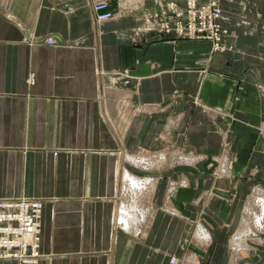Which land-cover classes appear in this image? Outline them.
<instances>
[{
    "label": "crops",
    "instance_id": "1",
    "mask_svg": "<svg viewBox=\"0 0 264 264\" xmlns=\"http://www.w3.org/2000/svg\"><path fill=\"white\" fill-rule=\"evenodd\" d=\"M92 1L0 0V199L43 202L36 264H264V0H216L223 51L135 35L183 0H108L97 28ZM147 192L138 232L113 225Z\"/></svg>",
    "mask_w": 264,
    "mask_h": 264
},
{
    "label": "built area",
    "instance_id": "2",
    "mask_svg": "<svg viewBox=\"0 0 264 264\" xmlns=\"http://www.w3.org/2000/svg\"><path fill=\"white\" fill-rule=\"evenodd\" d=\"M187 4V12L175 10L162 14L165 19L159 24L160 33L174 32L178 37H188L191 40L204 38V34L207 35V40L215 36L221 40L222 35H227V30L218 23L221 22V13L218 9L205 6L204 12L198 16L196 10L199 9V3L196 0H188ZM91 6L94 14L92 20L94 27L95 23L100 24L112 18L113 13L107 0H94ZM185 20L189 22L187 27L184 26ZM45 43L52 44V41L47 38ZM42 208L43 203L37 199L25 201L22 198H10L0 201V231L9 229L18 231L22 220L26 221L28 226L36 224L38 231L37 239L34 240L33 244L27 242L18 245L16 244L18 238L14 234L7 236L0 232V260H15L19 264L37 263L40 258V231L38 228L41 224Z\"/></svg>",
    "mask_w": 264,
    "mask_h": 264
},
{
    "label": "rangeland",
    "instance_id": "3",
    "mask_svg": "<svg viewBox=\"0 0 264 264\" xmlns=\"http://www.w3.org/2000/svg\"><path fill=\"white\" fill-rule=\"evenodd\" d=\"M187 1L188 0H183L182 7H177V6L173 5L172 9H168L169 11L168 10H161L160 12H157V13L153 12L151 14H146L144 16V20L137 27L134 28L135 29V31H134L135 35L138 36V38L139 37H142L143 38L142 39L143 42H147L150 39H155V40L174 39V40H185V41H197V40H200V41H204V42H209L211 44V48H214L213 50H215V51H223L224 50V39L226 38V36H223V35L220 37L221 40L218 38V36L209 38L210 40H213L214 41L213 42V41H210L209 39L207 40V38H206L207 35L206 34L203 35L204 38L197 39V40H191V39H188V37H186V38H184V37H178V36L175 35L174 32H171V33H168V34L160 33V31H159L160 30L159 29V24L161 23V21L163 19H165L164 17H162V14L163 13L167 14V12H170V11L173 12L175 10H182L183 12H187L188 11ZM196 1L199 3V9L196 10L197 13H198L197 14L198 16H200L204 12L203 9H205L207 6H212V7L216 8V9H218L220 11L221 15H222V10H221V8H220V6H219V4H218V2L216 0H196ZM91 5H92V3H91ZM109 8H110V4H109ZM110 10H111V8H110ZM111 12H112V10H111ZM92 13H93V10H92ZM112 18H113V16H112ZM188 23L189 22L185 20L184 21V26L187 27L188 26ZM218 23L222 26V23L221 22H218ZM95 24H96L95 25L96 28H97V26L99 27V24L98 23H95ZM150 27H152V28H150ZM54 43H55V40H53V43L52 44H54ZM216 49H218V50H216ZM178 153H179V151L177 152V149H175V148H169L168 151H167V155L169 157H171L172 155H174L175 156L174 157L175 160H177L178 158H180V156H177ZM221 154L217 155V157L223 156V150H221ZM227 155H229V154H227ZM173 166H170V167H173ZM219 173L221 174L222 172H219ZM180 183H181V181H179V180L177 181V180H169V179H167V181H166V189H167V196L168 197L170 195H172L173 192H175L176 188H178L179 186H181ZM171 187H174L173 190H170ZM256 190L261 191L262 189H256ZM148 195H149V193L147 192L146 193V196H144V199H142L143 200V203H141V204H138V203H140V200L141 199L140 198L138 199V195H137V197L134 200V202H131V204H133V205H134V203L136 204L134 206L133 205L131 206V204H130V201L132 199L130 197L125 196V200L126 201L124 203V206L126 208H129V210L131 211V215L135 213L134 216L137 217V218H139V220H140L138 222L139 224L137 223V224L132 225V226L136 227L135 230L133 229L134 227L131 228L134 231H137L138 232L139 231V228H140V225L143 224L144 222H146V220L148 219L149 209H148V207L146 205L145 206L143 205L144 202H145V200H147V196ZM253 198H255V196H252V197L250 196V200H253ZM13 199H16V198H13ZM22 199H23V197H22ZM232 199H234V196H231V198H228L227 203L228 202H231ZM1 200L2 199H0V201ZM26 200H30V198H27L26 197ZM258 200L260 201L261 205L263 206L264 205V197L263 198H259ZM134 208H135V210H134ZM255 208H257L256 211L258 213H260L259 212L260 211L259 210V207L256 206ZM262 216H263V224L260 227L256 228L254 230V233H252L250 235H252L253 237L256 236V237L260 238V240L264 241V215H262ZM142 218H143V220H141ZM38 230L40 231V234H41V224H40ZM27 242H30L31 243V241H25L23 243H27ZM245 248H248V247H245ZM170 262H171V264H178V260L175 257H171L170 258Z\"/></svg>",
    "mask_w": 264,
    "mask_h": 264
},
{
    "label": "bare ground",
    "instance_id": "4",
    "mask_svg": "<svg viewBox=\"0 0 264 264\" xmlns=\"http://www.w3.org/2000/svg\"><path fill=\"white\" fill-rule=\"evenodd\" d=\"M102 23V22H101ZM100 23V24H101ZM48 39H50L51 41H52V43H53V39L52 38H48ZM45 43V42H44ZM141 154V153H140ZM139 154V155H140ZM138 155V154H137ZM157 156V155H156ZM162 156V155H161ZM187 156V155H186ZM151 158L153 157V156H150ZM159 157V156H158ZM183 157V156H182ZM161 158V157H160ZM163 158V157H162ZM186 158V157H185ZM147 159H149V158H147ZM146 157H144L143 155H140V156H130V155H128V154H125V160L126 161H132L133 162V164L135 163V165L136 166H141V167H145L146 166V164H144V163H148L146 160ZM158 159V158H157ZM188 159H190V157L188 158ZM195 159V157L192 159L191 158V160H190V162L191 161H193ZM151 161V160H150ZM156 161V160H155ZM162 161H163V159H162ZM153 162V161H152ZM168 162V161H167ZM159 163H162L160 160H159ZM170 164V163H169ZM148 165H149V163H148ZM152 165H153V163H151V167H152ZM159 165V164H158ZM164 165V164H163ZM148 167V166H147ZM151 167L149 168V169H151ZM155 167V166H154ZM156 167H158V166H156ZM152 169H153V167H152ZM146 171V170H145ZM116 174L118 175V176H120V181L121 182H123V181H126V180H129V183H128V188L130 189V190H132V193L133 192H135V194L137 193V191L139 190L140 191V189H144L143 188V185H146V180H148V179H146L145 181H141V180H139L138 178H136V176H134V177H132V175L133 174H129V172L127 171V170H125V169H123V168H121L120 167V165L117 167V171H116ZM120 174V175H119ZM142 182V183H141ZM126 185V184H125ZM153 187H154V185H153ZM153 189V188H152ZM143 191V190H142ZM142 191H140V192H142ZM126 193V192H125ZM122 194H123V192H122ZM130 194V193H129ZM140 194V193H139ZM141 195V194H140ZM130 196H131V194H130ZM134 196V195H133ZM137 196V195H136ZM142 196V195H141ZM135 197V196H134ZM7 199H10V198H7ZM23 200H25L26 201V197H23ZM133 200V199H132ZM134 200H135V198H134ZM142 201V200H141ZM140 201V202H141ZM131 202L132 201H130V204H131ZM137 202V201H136ZM138 204H141V203H138ZM133 204H131V206H132ZM134 205H136L135 203H134ZM133 205V206H134ZM144 205V204H143ZM145 206V205H144ZM139 207V206H138ZM150 208V207H149ZM261 210H260V212H262V213H260V215H257L256 216V218H258V220H262L263 219V216L262 215H264V205L263 206H261ZM132 209V208H131ZM146 209V208H145ZM169 209V208H168ZM134 210H135V208H134ZM169 212V211H168ZM175 212V211H174ZM135 214V213H134ZM134 214H132L131 215V211L129 210V209H127V208H125V206H124V204H123V202L121 203V205H120V207H119V210L117 209V211H116V213H115V217H114V219H113V225H115V226H117V227H119V226H121L120 228H129V226L131 227L132 226V224L134 225V224H137L140 220H139V218H137V217H135L134 216ZM139 215V214H138ZM143 215V214H142ZM145 215V214H144ZM141 220H143V218L141 219ZM145 220V219H144ZM143 222V221H142ZM139 224V223H138ZM142 225V224H141ZM140 225V226H141ZM136 226V225H135ZM132 227H134V226H132ZM131 227V228H132ZM135 228L136 227H134L133 229L135 230ZM138 228V227H137ZM132 230V229H131ZM199 231V235H201V237H204V236H207V234H206V232L203 230V228L201 227V229H199L198 230ZM0 232H2V233H4L5 235H7V236H9V235H13L14 234V236H16L17 238H18V242H16V244L18 245V244H21V243H23V242H25V241H31V243L33 244L34 243V240H36L37 239V234H38V231H37V229H36V224H33V225H27V223H26V221L24 222V220H22V223H21V227L18 229V231H14V230H11V229H9V230H2V231H0ZM134 234H137V232H133ZM15 234H17V235H15ZM41 235V234H40ZM22 236V237H21ZM41 237V236H40Z\"/></svg>",
    "mask_w": 264,
    "mask_h": 264
}]
</instances>
